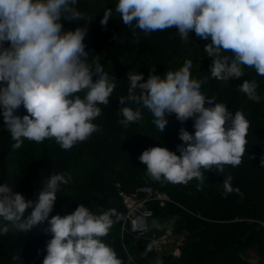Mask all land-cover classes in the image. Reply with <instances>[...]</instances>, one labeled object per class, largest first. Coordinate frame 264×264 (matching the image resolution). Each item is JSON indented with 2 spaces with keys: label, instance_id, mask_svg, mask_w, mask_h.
<instances>
[{
  "label": "clouds",
  "instance_id": "clouds-1",
  "mask_svg": "<svg viewBox=\"0 0 264 264\" xmlns=\"http://www.w3.org/2000/svg\"><path fill=\"white\" fill-rule=\"evenodd\" d=\"M76 3L0 0V117L14 148L25 138L37 143L55 138L67 150L99 130L94 121L102 113L100 105H108L117 85L103 65L90 62L87 28L64 29V14L80 16ZM115 12L124 25L146 35L174 27L185 43L190 33L208 41L204 51L212 58L210 73L220 81L243 77L245 65L264 76V0H117ZM112 16L113 9L106 8L100 24L106 27ZM191 68L188 59L164 75L152 69L147 80L143 73L128 72V93L119 97V123L124 127L141 121L144 109L162 133L172 114L181 122L194 121V133L180 129L183 143L176 151L154 146L139 156L157 181L187 183L196 178L203 184L204 170L223 172L224 165L238 166L246 150L250 121L242 111L233 113L206 96L201 91L205 81L193 78ZM238 88L249 99H261L255 81L245 79ZM21 106L27 114L18 113ZM231 179L223 181L226 193L233 190ZM70 180V174L53 172L34 199H26L10 183L0 184V218L10 222L0 234L10 228L29 233L46 222L44 231L51 239L43 264H124L102 239L123 218L116 208L93 211L79 204L70 214L51 215L57 194ZM152 224L162 227L157 220ZM156 244L149 242L142 255ZM154 264L162 260L157 257Z\"/></svg>",
  "mask_w": 264,
  "mask_h": 264
},
{
  "label": "trees",
  "instance_id": "trees-1",
  "mask_svg": "<svg viewBox=\"0 0 264 264\" xmlns=\"http://www.w3.org/2000/svg\"><path fill=\"white\" fill-rule=\"evenodd\" d=\"M206 43L195 33H190L185 43L174 27L146 35L140 29L124 25L119 13L106 27L87 31L85 44L90 62L103 65L117 85L108 105H100L102 113L94 121L99 130L67 150L55 138L39 143L25 138L17 149L0 117V184L10 183L26 199H34L50 174H70L89 160L91 169L81 187L100 194L105 210L114 207L123 214L120 193L131 194L151 186L170 198L165 207L150 203L148 208L153 215L162 212L171 217L174 232L186 231L178 247L179 255L171 251L161 253L154 247L144 256L142 253L151 241L123 236L120 220L102 239L117 251L124 264H129V259L133 264H154L157 257L162 264H264V76L245 65L241 78L223 82L212 77V58L204 51ZM188 59L192 60L193 78L205 81L201 91L226 104L233 113L242 111L250 121L241 163L224 165L223 172L204 170L203 184L196 178L187 183L154 180L139 160L144 150L154 146L176 151L177 145L183 143L179 139L180 129L195 131L192 118L181 122L172 114L163 133L152 123V114L147 109L143 110L141 121L128 127L119 123L122 119L118 112L119 97L128 93V72L143 73L147 80L152 69L164 75L179 69ZM245 79L257 83L259 101L249 99L239 90ZM18 113L27 114L23 106ZM228 176L232 178L233 190L226 193L223 181ZM30 212L28 209L26 214ZM8 225L9 221L0 218V230ZM46 227L45 222L29 233L10 228L8 233L0 234V264H43L46 244L51 239V234L44 231ZM247 252L255 254L261 262L246 259Z\"/></svg>",
  "mask_w": 264,
  "mask_h": 264
},
{
  "label": "rangeland",
  "instance_id": "rangeland-1",
  "mask_svg": "<svg viewBox=\"0 0 264 264\" xmlns=\"http://www.w3.org/2000/svg\"><path fill=\"white\" fill-rule=\"evenodd\" d=\"M117 0H77L75 7L80 16L73 18L69 14H64L62 17V24L65 30H75L76 28H87V31L96 32L103 26L100 24V20L103 17V13L106 8L111 7L113 9V16L109 20L115 18L118 13L115 12ZM91 162L89 160L84 161L80 166L76 167L70 173L71 180L67 185H63L61 192L57 194V201L55 203L54 211L51 215H66L73 212L79 204H84L89 207L90 210L95 211L97 207L104 209L102 196L98 193L90 192L87 188L81 187L83 179L91 169ZM157 220L162 227L156 228L153 226L152 221ZM149 222V239L153 237L161 236L168 231L176 235L179 239L186 236V231L176 233L172 230L173 221L171 217L163 214L162 212L155 213ZM173 246H165L164 250H170L174 255L179 254V246L177 240H173ZM182 243V242H181ZM246 259L259 263L261 260L253 253L247 252L245 254Z\"/></svg>",
  "mask_w": 264,
  "mask_h": 264
},
{
  "label": "built area",
  "instance_id": "built-area-1",
  "mask_svg": "<svg viewBox=\"0 0 264 264\" xmlns=\"http://www.w3.org/2000/svg\"><path fill=\"white\" fill-rule=\"evenodd\" d=\"M120 197L125 208L121 219L122 235H127L136 240L149 239L147 236L150 232L148 220L153 217V211L148 208V205L156 202L160 207H165L170 202L168 195L154 187L144 186L131 194L121 192ZM175 239L178 245L184 240V238L179 239L171 231L149 240H156L155 249L164 253L170 251H165V246H173Z\"/></svg>",
  "mask_w": 264,
  "mask_h": 264
},
{
  "label": "water",
  "instance_id": "water-1",
  "mask_svg": "<svg viewBox=\"0 0 264 264\" xmlns=\"http://www.w3.org/2000/svg\"><path fill=\"white\" fill-rule=\"evenodd\" d=\"M179 254H180V252H179ZM179 254H178V255H179Z\"/></svg>",
  "mask_w": 264,
  "mask_h": 264
}]
</instances>
